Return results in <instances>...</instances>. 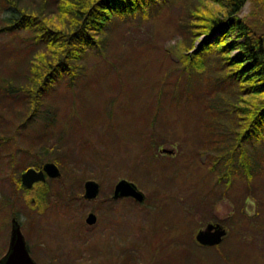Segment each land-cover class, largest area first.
<instances>
[{
    "label": "rangeland",
    "instance_id": "1",
    "mask_svg": "<svg viewBox=\"0 0 264 264\" xmlns=\"http://www.w3.org/2000/svg\"><path fill=\"white\" fill-rule=\"evenodd\" d=\"M5 4V0H0V77L14 78L18 64L26 62L35 49L25 41L30 35L27 32L1 30ZM169 11L151 20L118 24L108 49L109 63L88 57L87 74L75 81L72 94L60 85L44 97L46 114L52 119L54 131L51 132L48 125L43 126L42 115L31 120L24 131L19 130L20 123L26 119L20 114L23 112L20 102L0 99V257L7 250L11 220L15 215L37 264H95V257L100 261L109 259L111 264H125L129 254L135 256L137 264H152L155 257L163 254L164 259L160 261L166 259L165 264H194L192 257L181 262L170 257L173 250L184 249L192 239L196 243L197 230L209 222L225 227L227 235L219 249L231 252L234 261L264 264V232L254 231L260 226L264 229V187L260 189L254 184L252 191L240 181V187L236 182L232 188L221 186L211 191V187H218L215 181L218 176L209 171L206 153L198 152L202 143L196 141L197 134L192 131L196 114L192 118L191 109L178 112L162 108L155 122L156 132L160 134L155 135L156 138L146 134L147 115L151 112L146 113L145 107L155 90L152 82L155 84L159 72L165 69L164 61L171 67L164 49L173 48L179 39L169 21ZM249 11L250 4L246 3L240 14L244 16ZM146 43L154 46L151 61L142 56L131 58L133 53L141 55ZM148 62L152 63L151 68ZM112 64L118 70L105 73ZM201 78L192 88L207 94L212 85L222 87L216 83L211 67L206 70V79ZM72 102L74 104L70 105ZM77 122L78 125L84 123L78 130L72 126ZM60 133V143L50 150ZM152 140L162 143L154 149L156 158L149 167V171L154 172L148 176L132 168L135 154ZM26 149L30 153H26ZM59 154L68 167L58 166L62 178L49 179L50 203L37 211L27 201L33 192L24 191L17 183L18 177L23 169L41 165ZM64 177L67 179L65 187L61 181ZM74 177H79V182L75 183ZM122 178L134 182L144 192L143 202L112 198L114 186ZM88 179L100 185L98 195L92 200L82 196L83 184ZM59 190L64 194L78 193L79 197L62 207L56 200ZM155 198H158L154 201L156 208L146 209ZM14 201L17 205L12 208ZM242 203L248 217L239 214ZM91 211L97 220L88 225L85 218ZM259 211V218H255ZM152 219L165 229L161 232L150 229ZM88 248H93L97 256L89 254ZM196 252L203 258L200 264H205V260L209 261L207 256L217 251ZM235 252H238L236 257ZM209 259L215 261L212 255Z\"/></svg>",
    "mask_w": 264,
    "mask_h": 264
},
{
    "label": "trees",
    "instance_id": "2",
    "mask_svg": "<svg viewBox=\"0 0 264 264\" xmlns=\"http://www.w3.org/2000/svg\"><path fill=\"white\" fill-rule=\"evenodd\" d=\"M5 3L6 15L1 30L27 32L30 35L25 41L35 49L26 62L18 64L14 78L0 77V99L20 102V111H23L20 114L26 118L20 123L19 130L24 131L31 120L42 115L45 118L43 126L48 125V129L54 131L52 119L46 114L44 97L60 85H64L68 92L71 90L72 94L75 81L87 74L85 63L88 57L109 63L108 49L118 24L151 20L170 10L168 18L179 39L173 48L164 49L165 59L170 61L171 67L164 61L165 69L159 72L157 82H152L151 87L155 90L145 107L146 113L151 112L147 115L146 134L154 138L160 134L156 132L155 122L162 108L178 112L191 109L190 116L193 118L196 114L192 131L197 134L196 141L202 143L198 152L206 153L209 171L218 176L215 180L218 187H211V191L221 186L232 188L236 182L240 187V181L248 190H252L254 184L260 189L264 187V0H5ZM246 3L250 4V11L242 16L240 13ZM151 47L154 46L146 43L144 52L139 50L141 55L133 53L130 56L133 59L142 56L151 61L154 53ZM147 64L151 68L152 63ZM210 67L216 83L222 87L212 85L207 94L192 88L195 81L203 79L201 77L206 79V70ZM113 69L117 71L118 67L112 64L105 73H112ZM182 97L184 100L181 101ZM192 106L194 108H190ZM83 125L77 122L72 126L78 130ZM79 133L83 134L82 131ZM61 139L62 134L49 149L55 148ZM161 143L155 140L146 142L140 150L145 156L135 154L132 169L148 176L154 172L149 171V167L156 158L154 149ZM24 151L30 153L27 149ZM48 160L61 168L68 167L60 154ZM41 165L35 164V167ZM78 179L74 177L72 180L76 183ZM66 180L65 177L61 180L64 187ZM49 181L26 188L18 177L19 186L26 192H33L27 201L37 211L50 203ZM67 187L72 189L70 185ZM76 197H79L78 193L64 194L59 190L57 205L66 207L67 202ZM158 198L152 199L145 208H156L154 201ZM14 204L17 205V201ZM245 209L242 203L239 214L248 217ZM258 215L260 211L255 218H259ZM157 222L152 219L150 229L161 232L165 226L162 228ZM263 230L261 226L254 229L255 232ZM192 241L184 249L173 250V257L168 253L169 257L180 262L192 257L194 264H200L203 258L197 250H215L217 252L207 256L209 261L205 260V264H240L232 259L231 252L219 249L221 243L205 247ZM246 246L252 251L250 244ZM86 251L97 256L93 248ZM237 254L235 252L234 256ZM164 255L153 258L152 264H165L166 259L160 261ZM211 255L214 262L209 259ZM126 258L125 264H137L134 255L129 254ZM94 263L111 264L112 261H100L95 257Z\"/></svg>",
    "mask_w": 264,
    "mask_h": 264
},
{
    "label": "water",
    "instance_id": "3",
    "mask_svg": "<svg viewBox=\"0 0 264 264\" xmlns=\"http://www.w3.org/2000/svg\"><path fill=\"white\" fill-rule=\"evenodd\" d=\"M60 176L61 171L59 167L54 162L47 161L43 163L40 169L28 167L24 170L21 173V182L25 187L30 188L37 182H45L47 177L59 178ZM83 187V197L88 200L96 198L100 189L99 183L92 179L86 180ZM126 197L132 198L137 202H142L145 194L134 182L122 178L116 182L112 198L120 199ZM96 220V214L92 211L85 218V222L88 225H93ZM226 235L227 231L223 225L218 222H209L203 228L197 230L195 241L201 246H215L220 244ZM0 264H37L29 253L24 235L16 218H12L11 220L9 245L6 253L0 259Z\"/></svg>",
    "mask_w": 264,
    "mask_h": 264
},
{
    "label": "flooded vegetation",
    "instance_id": "4",
    "mask_svg": "<svg viewBox=\"0 0 264 264\" xmlns=\"http://www.w3.org/2000/svg\"><path fill=\"white\" fill-rule=\"evenodd\" d=\"M41 167H42V166H41ZM41 167H40V168H41ZM40 168H37V169H40ZM35 184H37V183H35ZM35 184H33V186H34ZM13 205H14V203L12 202V204H11V207H12V208H13ZM14 214H15V213H14ZM12 218H16L15 215H13ZM18 222H19V221H18ZM19 224H20V222H19ZM20 228H21V225H20ZM21 231H22V230H21ZM8 245H9V242H8ZM7 249H8V246H7ZM28 249H29V248H28ZM6 251H7V250H6ZM6 251H5V253H6ZM5 253H4V254H5ZM4 254L0 257V259L4 256Z\"/></svg>",
    "mask_w": 264,
    "mask_h": 264
}]
</instances>
